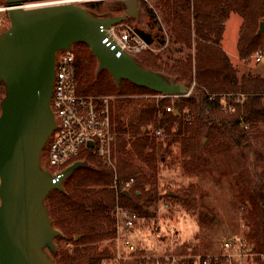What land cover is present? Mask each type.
Wrapping results in <instances>:
<instances>
[{"label": "trees", "instance_id": "16d2710c", "mask_svg": "<svg viewBox=\"0 0 264 264\" xmlns=\"http://www.w3.org/2000/svg\"><path fill=\"white\" fill-rule=\"evenodd\" d=\"M154 5L161 14V22L152 7L145 3L142 7L152 17L157 34L137 31L145 42L156 44L163 56L146 50L138 55V61L143 68L160 72L169 79L178 82L194 80L199 94L176 99L177 114L164 110L170 99H163L159 102L163 110L159 118L154 100L139 106L129 119L126 112L114 114L111 102L117 140L116 173L87 151L79 157L86 156L97 168L75 169L65 179L64 191L54 190L46 199L52 223L61 232L57 239L70 247H57L52 253L54 264H99L115 257L109 246L99 248L98 243L114 238L117 203L140 215L149 213L158 194L155 186L158 159H163V153L175 141L179 142L181 153L192 163L200 158V150L207 147L203 136L210 137L214 146L248 145L252 136L242 123H250L253 135L259 131L257 125L264 123V102L259 96L264 92V76L248 73L239 77L221 46L224 23L231 13H236L241 18L236 44L239 59L246 61L255 52H264V33L257 34L261 20H264V0H155ZM164 29L167 39L158 36V32ZM73 55L76 92L80 95L156 93L126 80L116 85L106 70L96 71L97 59L84 43L76 44ZM1 93L0 87V97ZM235 93L244 94L246 98L241 104L229 98L235 110L225 112L221 105L222 94ZM125 102L120 99L115 106H121L124 111L126 104L122 103ZM150 121L155 128H163L164 140L141 132V126ZM128 144L130 148L126 150ZM131 178L134 184L127 197L121 193V182ZM175 196L168 195L169 198ZM249 196L253 206L260 209L256 211V220H251L252 229L256 222L258 227L256 231L250 229L245 239L255 249L264 251V237L260 233L264 226V210L261 208L264 194L253 190ZM136 255L141 254L137 252Z\"/></svg>", "mask_w": 264, "mask_h": 264}, {"label": "water", "instance_id": "95a60500", "mask_svg": "<svg viewBox=\"0 0 264 264\" xmlns=\"http://www.w3.org/2000/svg\"><path fill=\"white\" fill-rule=\"evenodd\" d=\"M24 1L5 0L10 25L0 33V264H54V239L61 232L44 199L52 190L61 191L63 181L82 165L71 163L53 182L40 162L55 128L50 99L56 54L84 43L97 59L98 71L106 70L115 84L127 80L164 97H191L194 89L102 43L106 29L137 16V0H122L123 15L99 18L76 4L23 9L19 6ZM261 33L264 20L257 30ZM121 193L130 196L126 189Z\"/></svg>", "mask_w": 264, "mask_h": 264}, {"label": "rangeland", "instance_id": "374dc122", "mask_svg": "<svg viewBox=\"0 0 264 264\" xmlns=\"http://www.w3.org/2000/svg\"><path fill=\"white\" fill-rule=\"evenodd\" d=\"M154 1L137 0L139 9L137 16L126 17L120 23L129 26L131 29L133 28L138 35L137 30L144 33L151 32L156 35V25H154L149 13H146L142 7L143 3L152 7L157 13L159 22H161V14L155 8ZM4 3L5 0H0V4ZM83 8L98 18L115 17L125 13L122 0H94L85 4ZM224 24L225 30L221 39V46L234 64L238 76L241 77L248 73L264 76L263 63L255 64L252 57L249 60L242 61L237 56L236 44L241 25L240 16L231 13ZM9 25L7 16L5 22L0 26V33L7 30ZM162 25L164 26V24ZM166 33L164 29L162 32H158V36L162 35L163 38L167 39ZM76 44H72L70 48L73 54ZM148 50L154 55L163 56V51L158 49L156 44L150 45ZM96 71H98V67ZM192 82L194 80L191 82L189 80L185 81L186 84ZM119 83L117 84L119 85ZM0 87L2 91L1 102L4 96V85L1 82ZM195 87L193 91L197 95L199 93L195 90ZM155 94H133L131 96L110 94L113 102L112 106L114 107L113 113L118 114L119 112L121 114L124 112L125 114L126 112L129 119L134 111L138 110L139 106L150 101V99L154 100L155 104H159L163 100L157 102L154 97ZM120 99L126 100L125 103H122L126 104L124 111L121 106H115ZM169 99V105L174 106L176 99ZM177 113L178 111L174 112V114ZM248 124L250 126L249 122ZM249 126L245 129L252 136L248 145L232 143L229 146L228 144L214 146L210 137L203 136V143L207 147L200 150V158L192 163L181 153L178 141H175L167 152L163 153V159H158L157 168L155 169V186L158 194L153 205L149 208V213L146 215L138 214L140 219L131 235L132 242L137 246V252L141 254L139 257L154 256L163 259L170 256L211 254L218 252L222 247V243L229 237H247L248 232L252 229L251 220H256V211L260 209L258 206L256 208L253 206L249 193L254 190L264 194V123L257 125L259 131H255V135H253L254 132H250ZM148 127H151L150 130ZM152 128H154V125L150 121L143 124L140 130L142 133L150 137L152 135L158 140L165 139L163 128L161 136H155L152 133ZM116 145L117 140L111 151L112 166L107 165L103 158L101 159L95 155L105 164L106 168H110L112 171V167L116 166L118 158L116 156ZM129 148L128 144L126 150H129ZM43 156L44 150L40 157L41 165L44 164ZM79 161L82 162V165L78 168H97L86 156L79 157ZM132 180L133 182L127 189L129 192L134 184V179ZM128 181L130 179L121 182L122 188L125 187ZM63 183L61 191H64ZM53 191L45 197V205L46 199ZM169 192L176 194L175 198H169ZM261 205L262 210H264V203ZM257 227L256 222V226H253L252 230L256 231ZM260 233L264 237V226L261 228ZM57 238L54 239L56 249L57 247L59 249V246H67L59 242ZM98 245L99 248L109 246L108 249L111 248L115 253L114 258L102 260L99 264H133L127 258L118 259V255H122V253H118L119 249L114 238L104 239ZM45 251L48 253L47 249ZM125 256L124 253L122 257Z\"/></svg>", "mask_w": 264, "mask_h": 264}, {"label": "built area", "instance_id": "2783aa9c", "mask_svg": "<svg viewBox=\"0 0 264 264\" xmlns=\"http://www.w3.org/2000/svg\"><path fill=\"white\" fill-rule=\"evenodd\" d=\"M94 0H27L20 4L23 9H31L43 6L76 4L83 6ZM9 7L0 4V26L7 18ZM110 49L119 48L131 56H138L146 51L150 44L145 42L135 31L123 23L115 24L114 27L105 30V38L102 40ZM119 53V52H117ZM255 64H264V52L257 51L252 56ZM195 82L191 83L194 89ZM215 95V94H214ZM211 95V97H214ZM264 102V92L259 94ZM156 101L182 97L162 96L156 93ZM242 103L246 98L244 94H222L221 105L225 112L231 113L235 105L230 104L228 99ZM172 101V100H171ZM112 97L110 95H80L76 92L74 77V55L71 50L60 51L55 57L54 81L50 99V107L53 113L55 128L50 134L44 148V166L56 181L57 175L68 165L79 161V156L85 152H92L97 157L103 158L107 165L112 164L111 151L116 142V132L112 123ZM156 116L159 118L163 110L159 104ZM164 110L177 112L173 105L166 104ZM244 129L249 126L248 122L242 123ZM151 128V127H150ZM148 127V129L150 130ZM155 136L162 135L161 128H152ZM90 143V144H89ZM115 172V167H112ZM116 173V172H115ZM116 178V176H115ZM133 182H126L123 189ZM116 188L115 185L112 186ZM114 240L119 251L126 256L118 255V259L127 258L136 264H264V251H259L242 237H229L223 243L218 252L211 254H194L186 256H170L157 258L151 256L136 255L137 246L132 242V231L139 221V215L131 212L117 203L115 212Z\"/></svg>", "mask_w": 264, "mask_h": 264}]
</instances>
